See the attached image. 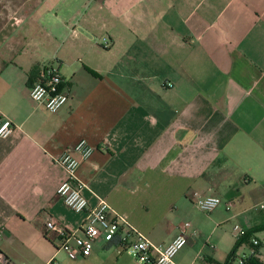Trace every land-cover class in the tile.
I'll return each instance as SVG.
<instances>
[{"label": "crops", "instance_id": "1", "mask_svg": "<svg viewBox=\"0 0 264 264\" xmlns=\"http://www.w3.org/2000/svg\"><path fill=\"white\" fill-rule=\"evenodd\" d=\"M47 65L69 96L56 113L30 98ZM4 119L0 264H139L104 240L71 259L46 227L87 219L56 195L57 160L82 140L90 209L106 200L161 247L189 223L176 264H226L254 238L264 264V0H0ZM193 192L222 203L206 216ZM223 224L251 237L217 244Z\"/></svg>", "mask_w": 264, "mask_h": 264}, {"label": "built area", "instance_id": "2", "mask_svg": "<svg viewBox=\"0 0 264 264\" xmlns=\"http://www.w3.org/2000/svg\"><path fill=\"white\" fill-rule=\"evenodd\" d=\"M62 84L59 70L47 65L41 72V79L32 86L30 98L35 104L45 107L51 113H56L69 100V96L61 90ZM11 132L12 122L8 119L2 120L0 138H6ZM95 150L93 146L82 140L67 149L57 160L67 172L66 181L57 190V197L76 213L88 212L87 219L79 231L72 232L55 218L50 217L47 219V229L55 232L65 242V250L71 259L90 256L94 244L104 240L118 252L131 255L139 264H176V256L187 245L189 223L179 227L178 235L168 246L161 247L152 244L124 217L111 216L113 210L106 200L100 199L96 208H89V203L83 194L84 185L78 179V171L81 164L88 160ZM192 197L195 205L207 214L212 213L222 203L217 197H203L197 192H193ZM230 208L231 205H228V209ZM258 208L264 210V204L258 205ZM234 231L238 238L247 235L246 230L241 226H236ZM193 235L198 236V232L194 231ZM251 241L253 250L250 255L233 256L226 264H251L250 260L257 255L261 246L260 240L254 238Z\"/></svg>", "mask_w": 264, "mask_h": 264}, {"label": "rangeland", "instance_id": "3", "mask_svg": "<svg viewBox=\"0 0 264 264\" xmlns=\"http://www.w3.org/2000/svg\"><path fill=\"white\" fill-rule=\"evenodd\" d=\"M206 216H209V214H207ZM210 216H211V214H210ZM227 226H228V224H223L221 227H219V228L217 227V232L215 233V236H214V239H215V241H217V244L221 240H223V241L229 240L232 236H233V238L235 237V233H234L233 229L229 228ZM217 248H218V246H217ZM238 256L239 257L243 256V252L240 249L238 250Z\"/></svg>", "mask_w": 264, "mask_h": 264}, {"label": "trees", "instance_id": "4", "mask_svg": "<svg viewBox=\"0 0 264 264\" xmlns=\"http://www.w3.org/2000/svg\"><path fill=\"white\" fill-rule=\"evenodd\" d=\"M251 237V233L247 234L245 237L241 238V240H239V242H237V247L235 248V250H237V248L242 244L244 243V241H247L249 238ZM252 243V241H251ZM253 247V245H252ZM235 254H232L231 257H233ZM251 264H257L256 260L254 258H252L250 260Z\"/></svg>", "mask_w": 264, "mask_h": 264}]
</instances>
